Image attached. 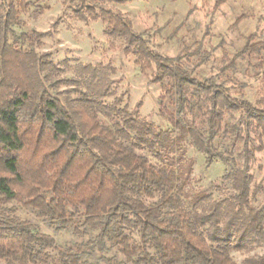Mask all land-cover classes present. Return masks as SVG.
I'll return each instance as SVG.
<instances>
[{"label": "trees", "instance_id": "1", "mask_svg": "<svg viewBox=\"0 0 264 264\" xmlns=\"http://www.w3.org/2000/svg\"><path fill=\"white\" fill-rule=\"evenodd\" d=\"M130 1L77 0L73 15L83 22L99 21L107 37L123 40L124 50L142 73L154 68L151 81L163 87L159 116L171 132L120 109L118 99L110 105L102 102L112 96L107 68L78 66L75 78L62 77L64 70L50 55L35 51L48 33L16 37L19 48L17 42L10 43L20 13L29 5L24 0H0L4 264H90L87 259L95 254L100 264H236L232 251L252 240L264 243V207L252 208L249 197L254 156L250 133L264 136V107L232 97L213 77L196 79L180 59L152 51L144 35L134 33L130 20L103 8L106 3ZM248 52L244 48L231 62ZM208 58L199 57L194 68ZM99 116L117 121L110 127ZM220 137L241 144L235 157L214 146ZM186 142L205 157L207 167L215 161L231 166L223 179L230 182L232 197L213 200L207 191H186L192 168L191 161L183 160ZM142 149L161 167L136 153ZM236 159L242 164L238 166ZM12 202L62 229L73 227L95 236L86 243L56 246L53 238L6 207ZM111 251L123 260L108 257ZM243 264H264V254Z\"/></svg>", "mask_w": 264, "mask_h": 264}, {"label": "rangeland", "instance_id": "2", "mask_svg": "<svg viewBox=\"0 0 264 264\" xmlns=\"http://www.w3.org/2000/svg\"><path fill=\"white\" fill-rule=\"evenodd\" d=\"M24 1L29 6L27 11L20 13V25L14 28L10 43L17 42L15 45L19 48L16 37L32 32L48 33L35 51L39 55H50L52 61L64 70L62 77L75 78L78 66L105 67L112 82V96L102 102L110 105L118 99L120 109L125 108L159 131H172L159 116L163 87L151 81L154 68L142 73L135 65L134 57L124 50L123 40L107 37L105 26L99 21L77 20L73 15L77 0ZM103 8L130 20L134 33L144 35L152 51L164 58L180 59L181 65L196 79L213 77L232 97L264 107V0H132L125 4L106 3ZM246 47L249 52L232 63ZM204 54L208 60L194 68ZM234 117L238 118V115ZM99 120L110 127L117 121L102 116ZM225 120L231 122L228 116ZM250 137L254 156L249 170L252 178L249 197L251 207L258 209L264 207V136L260 131H251ZM214 146L232 157L241 148V144H234L227 137L216 139ZM182 151L184 162H192L186 191H207L213 200L234 195L230 182L223 179L231 166L215 161L207 167L205 157L188 142L182 145ZM136 153L151 165L161 167L162 163L147 150H136ZM236 163L238 166L242 164L239 159ZM6 207L14 208L20 220L53 238L56 246L86 243L95 236V232L82 234L73 227L62 229L57 222L39 216L18 202ZM77 221L79 226L80 219ZM133 237L137 239L136 235ZM263 254L264 243L252 240L240 251H232L230 257L234 263L243 264L246 259ZM108 257L123 260L114 251ZM87 260L90 264H100L97 254Z\"/></svg>", "mask_w": 264, "mask_h": 264}]
</instances>
